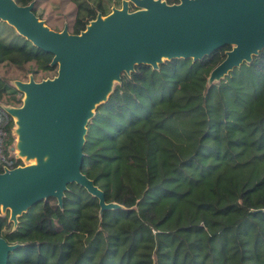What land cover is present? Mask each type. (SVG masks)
Listing matches in <instances>:
<instances>
[{
	"label": "trees",
	"instance_id": "16d2710c",
	"mask_svg": "<svg viewBox=\"0 0 264 264\" xmlns=\"http://www.w3.org/2000/svg\"><path fill=\"white\" fill-rule=\"evenodd\" d=\"M13 1L33 2L36 16V0ZM69 1L72 35L108 14L106 0ZM228 50L121 75L87 123L80 168L121 208L100 214L71 184L60 208L47 199L15 227L6 213L0 236L17 245L7 264H264V50L208 87ZM51 59L0 22V65L51 73ZM20 99L0 78V102ZM12 129L9 121L6 158Z\"/></svg>",
	"mask_w": 264,
	"mask_h": 264
},
{
	"label": "water",
	"instance_id": "95a60500",
	"mask_svg": "<svg viewBox=\"0 0 264 264\" xmlns=\"http://www.w3.org/2000/svg\"><path fill=\"white\" fill-rule=\"evenodd\" d=\"M134 10L131 11L130 8ZM0 22L31 47L51 55L55 76L15 81L17 107L1 106L13 120L11 151L24 163L0 173V214L17 218L47 199L60 208L67 186L82 187L99 213L121 207L81 174L87 123L106 102L121 75L134 67L157 71L164 62H198L223 47L224 59L208 74L207 86L222 80L264 50V0H121L106 16L97 14L77 35L50 30L33 14V2L0 0ZM33 162V163H29ZM1 217V216H0ZM17 248L0 236V264Z\"/></svg>",
	"mask_w": 264,
	"mask_h": 264
},
{
	"label": "rangeland",
	"instance_id": "374dc122",
	"mask_svg": "<svg viewBox=\"0 0 264 264\" xmlns=\"http://www.w3.org/2000/svg\"><path fill=\"white\" fill-rule=\"evenodd\" d=\"M106 7L115 6L119 8L120 0H106ZM110 6V7H111ZM35 14L40 18L41 21L52 31L60 32L64 26H66L69 33V25L74 16V6L69 0H36L34 4ZM33 64H27L24 69L18 71L9 65H0V78L6 82L8 85L13 87L15 81L27 82L29 78H32L34 82H40L45 79H50L54 77L55 72L45 73V72H35L31 73L29 69H32ZM22 99V96H21ZM20 99V102H21ZM9 104V105H7ZM0 106L7 107H17L12 102H7V100H2ZM14 138V135L12 133ZM15 141V140H14ZM14 144V142H13ZM7 213V212H6ZM0 214L1 217L6 215ZM8 219V213H7Z\"/></svg>",
	"mask_w": 264,
	"mask_h": 264
},
{
	"label": "built area",
	"instance_id": "2783aa9c",
	"mask_svg": "<svg viewBox=\"0 0 264 264\" xmlns=\"http://www.w3.org/2000/svg\"><path fill=\"white\" fill-rule=\"evenodd\" d=\"M110 6L107 9L108 14L110 13V9L112 7H115L114 5L111 7ZM9 121H13V120L0 106V173H3L6 170H11V169H14L16 167H21L24 165V163L22 162V160L20 158H16L14 156L13 152H12V154H13L12 158H6L3 155V142L5 139V136L7 135V128L9 125Z\"/></svg>",
	"mask_w": 264,
	"mask_h": 264
},
{
	"label": "bare ground",
	"instance_id": "6f19581e",
	"mask_svg": "<svg viewBox=\"0 0 264 264\" xmlns=\"http://www.w3.org/2000/svg\"><path fill=\"white\" fill-rule=\"evenodd\" d=\"M29 163H33V162H29Z\"/></svg>",
	"mask_w": 264,
	"mask_h": 264
}]
</instances>
